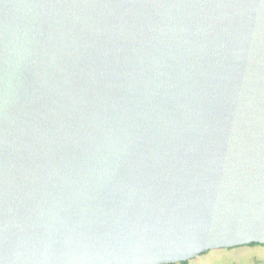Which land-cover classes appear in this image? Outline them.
I'll use <instances>...</instances> for the list:
<instances>
[{
    "label": "water",
    "instance_id": "water-1",
    "mask_svg": "<svg viewBox=\"0 0 264 264\" xmlns=\"http://www.w3.org/2000/svg\"><path fill=\"white\" fill-rule=\"evenodd\" d=\"M257 242L264 0H0V264Z\"/></svg>",
    "mask_w": 264,
    "mask_h": 264
},
{
    "label": "rangeland",
    "instance_id": "rangeland-1",
    "mask_svg": "<svg viewBox=\"0 0 264 264\" xmlns=\"http://www.w3.org/2000/svg\"><path fill=\"white\" fill-rule=\"evenodd\" d=\"M251 245H244V246H236L233 248H222V249H214L210 250L204 254L199 255L196 258H193L188 261L187 264H201V262L197 261L200 257L210 258L209 254L215 252L220 259L214 261V264H264V246L257 245L254 248H250ZM258 249V251H257ZM243 252L245 254L240 256ZM223 254H228L232 256H239V257H232L226 258ZM181 264V263H177Z\"/></svg>",
    "mask_w": 264,
    "mask_h": 264
},
{
    "label": "clouds",
    "instance_id": "clouds-1",
    "mask_svg": "<svg viewBox=\"0 0 264 264\" xmlns=\"http://www.w3.org/2000/svg\"><path fill=\"white\" fill-rule=\"evenodd\" d=\"M257 245H264V242H257L256 244L251 245L250 248H254ZM257 251H258V249H257ZM244 254H245V252H243L240 256H243ZM223 255L226 258L239 257V256L228 255V254H223ZM209 257L210 258H206V257L202 256V257L198 258L197 261L201 262V264H214V261L220 259V256H218L215 252L210 253Z\"/></svg>",
    "mask_w": 264,
    "mask_h": 264
},
{
    "label": "trees",
    "instance_id": "trees-1",
    "mask_svg": "<svg viewBox=\"0 0 264 264\" xmlns=\"http://www.w3.org/2000/svg\"><path fill=\"white\" fill-rule=\"evenodd\" d=\"M254 244H256V243H253V244H250V245H254ZM264 246V245H263ZM204 254V253H203ZM181 264H187L188 263V261H182V262H180ZM170 264H177V263H170Z\"/></svg>",
    "mask_w": 264,
    "mask_h": 264
}]
</instances>
